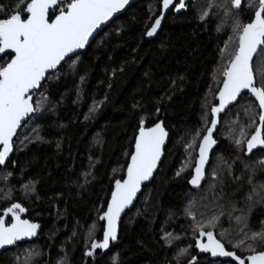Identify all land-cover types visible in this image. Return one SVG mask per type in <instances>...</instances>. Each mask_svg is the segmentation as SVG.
I'll return each instance as SVG.
<instances>
[{
  "label": "trees",
  "instance_id": "obj_1",
  "mask_svg": "<svg viewBox=\"0 0 264 264\" xmlns=\"http://www.w3.org/2000/svg\"><path fill=\"white\" fill-rule=\"evenodd\" d=\"M2 2L9 5L14 0ZM160 2L141 0L132 5L79 54L74 70L64 65L44 85L48 99L41 113L19 130L12 163L0 168V215L11 203L19 202L26 208L21 218L41 229L33 239L5 250L0 264H114L113 254H118V264H178L180 248L187 253L179 255V264H187L193 256L194 264L230 261L195 247L188 212L202 221L215 209L208 180L202 181L200 189L189 183L198 143L195 148H187V143L190 132L200 128L203 133L202 115L219 103L220 69L227 66L235 46L231 19L224 16L223 7L209 9L210 0H191L187 11L179 15L171 11L157 37L146 40V31L160 13ZM216 2L223 5L224 0ZM201 10L209 12L203 21ZM254 10V4L248 6V0H242L240 19L247 22ZM40 92L34 93V104ZM93 107L95 111H89ZM258 111L248 96L238 97L220 114L213 134L217 144L210 150L206 172L221 171L223 161L235 160L233 168L240 174L241 157L247 162L264 156L259 149L245 156V149L234 144L242 127L249 136L254 132L258 115L253 112ZM141 119L145 127L164 122L169 141L163 159L152 183L124 216L118 240L109 250L97 249L87 256L91 239L102 237L99 215L115 180L126 173ZM33 126L39 127L41 140L35 139ZM8 172L12 175L7 176ZM256 181L264 182V172L257 173ZM28 182L33 192L26 193L21 187ZM5 220L10 223V216ZM262 220L264 205H257L250 215L251 227L259 229ZM92 225L95 230L90 238ZM165 232L178 238L165 245ZM230 238L237 239L234 233ZM225 244L233 250L228 239ZM235 251L248 254L239 248ZM29 252L31 258L26 260Z\"/></svg>",
  "mask_w": 264,
  "mask_h": 264
},
{
  "label": "snow or ice",
  "instance_id": "obj_2",
  "mask_svg": "<svg viewBox=\"0 0 264 264\" xmlns=\"http://www.w3.org/2000/svg\"><path fill=\"white\" fill-rule=\"evenodd\" d=\"M129 3L130 0H14V3L5 5L0 0V54H3L0 55V166L12 163L10 154L14 151V137L19 139L18 129L27 127L28 121L41 113L48 99L42 91L44 85L55 73L62 71L64 65L74 70L79 50L85 49L93 34L113 20ZM253 4V16L247 22L240 19L242 0H224L223 5L210 0L208 4L209 9L223 7L224 16L231 19L235 46L227 66L220 69L223 79L222 87L217 90L219 103L211 107L210 113L206 110L202 115L203 133L200 128L190 132L191 141L187 143V148H195L198 143V156L194 160L189 183L200 189L202 181L207 179L215 209L202 221L188 212L193 221L195 247L213 258H230V261L220 264H264V220L260 221L259 229H253L250 223L253 209L257 205H264V182L256 181L257 173L264 172V156L247 162L241 157L243 169L240 174H236L233 168L235 160L229 163L223 161L222 157L224 167L221 171L213 168L206 172L209 152L217 144L213 134L220 122V114L238 97L241 100L248 96L254 98L259 111L253 112V116L258 115V123L250 136L242 127L238 136L234 137V144L237 148L245 149V156L250 157L255 149L264 152V0H248V6ZM170 8L177 12L185 9V0H178V3L162 0L159 16L146 31L148 37L157 32ZM208 15L207 10H201L199 18L203 21ZM217 30H220V25ZM38 89H41L40 99L34 104L33 95ZM95 107L89 111H95ZM31 131L36 140L42 139L38 126H33ZM231 133L232 129H229ZM167 137L168 132L162 123L145 127V121L140 120L126 175L115 180L106 210L99 215V220L105 222L102 238L91 239L90 249L85 253L87 256H93L97 249L109 250L112 242L118 240L121 214L132 204L142 182L152 177L161 160ZM189 163L191 160L176 174L179 176ZM11 175V172L7 173V176ZM31 183L21 185L26 193L34 191ZM8 195L5 193V197ZM25 212L26 208L19 202H13L3 210L0 215V249L37 235L39 224L22 219L21 214ZM201 215L204 216L203 213ZM8 216L10 223L5 220ZM94 230L95 225L89 227L90 238L94 236ZM233 233L237 237L235 242L230 238ZM177 238L171 232H165L162 236L165 245H171L173 239ZM226 239L233 250L226 247ZM237 248L248 254H237ZM177 251L179 264V255L186 254L187 249ZM31 255L29 252L26 260ZM110 259L118 264V254H113ZM195 260L193 256L187 264H194Z\"/></svg>",
  "mask_w": 264,
  "mask_h": 264
},
{
  "label": "water",
  "instance_id": "obj_3",
  "mask_svg": "<svg viewBox=\"0 0 264 264\" xmlns=\"http://www.w3.org/2000/svg\"><path fill=\"white\" fill-rule=\"evenodd\" d=\"M139 1H141V0H130V3L125 7V9H123L120 13H118V14H116V16L113 18V20H111V21H109V22H107V23H105L104 25H102L101 26V28L100 29H98L94 34H93V38H90V42H89V44L86 46V48L85 49H83V50H79V54L80 53H83L93 42H94V40L96 39V37L107 27V26H109L110 24H111V22L112 21H114L116 18H118L120 15H122L123 13H125L132 5H134L135 3H137V2H139ZM178 0H174V3H178L177 2ZM191 0H185V4H186V8L185 9H181L179 12H177V11H175V10H173L172 8H170L166 13H165V17H164V19H162V22H161V26H160V28L157 30V32L152 36V37H148L146 34H145V39L146 40H153V39H155L156 37H157V35L160 33V31H161V29H162V26H163V24H164V21H165V19H166V17H167V15L172 11L175 15H179V14H181V13H183V12H185V11H187V9H188V4H189V2H190ZM161 3H162V0H161V2H160V11H161ZM160 14V13H159ZM159 16V15H158ZM154 22V21H153ZM150 28V27H149ZM0 55H3V54H0ZM43 83V82H42ZM40 91V89H38V90H36V92H39ZM35 92V93H36ZM218 97V96H217ZM252 99L254 100V98L252 97ZM33 103H34V95H33V101H32ZM158 122H160V123H162V125L164 126V122L161 120V121H158ZM157 123V122H156ZM154 125V124H153ZM152 125V126H153ZM152 126H150V127H152ZM166 129V128H165ZM19 130L20 129H18V132H19ZM167 131V130H166ZM168 132V131H167ZM137 134H138V131H137ZM136 134V135H137ZM14 140H15V137H14ZM168 141H169V132H168V137L166 138V142H165V145H164V147H163V150H162V156H161V160L158 162V165H157V168L154 170V172H153V175H152V177L148 180V181H144V182H142V184H141V188H140V191H138L137 192V194H136V196H135V198L133 199V202H132V204L131 205H129V207L128 208H126L125 209V211L121 214V219H120V221L118 222V235H119V229H120V225H121V222H122V220H123V218H124V216L129 212V211H131L134 207H135V205L137 204V202H138V199H139V197H140V195L142 194V191H143V189H144V187H146V186H148V185H150L151 183H152V181H153V179H154V177H155V174H156V172H157V170H158V168H159V165H160V163H161V161H162V159H163V156H164V150L166 149V147H167V145H168ZM134 144H135V139H134V143H133V149H132V151L134 150ZM14 152V151H13ZM13 155V153H11L10 154V157ZM129 159H130V157H129ZM5 166H0V168H4ZM125 175H126V173H125ZM124 175V176H125ZM110 198H111V195H110ZM109 198V199H110ZM107 206V205H106ZM105 210H106V208H105ZM23 219V218H22ZM104 221H103V225H104ZM40 229H41V227H39L38 228V230H37V234L39 233V231H40ZM37 236V235H36ZM35 237V236H34ZM34 237H32V238H30V239H25L24 241H21V242H18V244H20V243H23V242H26V241H28V240H31V239H33ZM102 238V237H101ZM14 246H16V245H14ZM14 246H6V248H4V249H0V255L5 251V250H7V249H9V248H11V247H14ZM102 251V250H101ZM107 251V250H106ZM102 252H105V251H102Z\"/></svg>",
  "mask_w": 264,
  "mask_h": 264
},
{
  "label": "rangeland",
  "instance_id": "obj_4",
  "mask_svg": "<svg viewBox=\"0 0 264 264\" xmlns=\"http://www.w3.org/2000/svg\"><path fill=\"white\" fill-rule=\"evenodd\" d=\"M209 154H210V152H209Z\"/></svg>",
  "mask_w": 264,
  "mask_h": 264
},
{
  "label": "flooded vegetation",
  "instance_id": "obj_5",
  "mask_svg": "<svg viewBox=\"0 0 264 264\" xmlns=\"http://www.w3.org/2000/svg\"><path fill=\"white\" fill-rule=\"evenodd\" d=\"M178 2V1H177Z\"/></svg>",
  "mask_w": 264,
  "mask_h": 264
}]
</instances>
